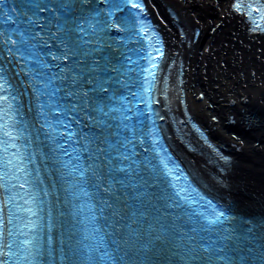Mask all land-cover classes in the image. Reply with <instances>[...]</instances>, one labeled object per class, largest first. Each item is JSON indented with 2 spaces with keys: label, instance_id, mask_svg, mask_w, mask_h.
Segmentation results:
<instances>
[{
  "label": "snow or ice",
  "instance_id": "6c2138e0",
  "mask_svg": "<svg viewBox=\"0 0 264 264\" xmlns=\"http://www.w3.org/2000/svg\"><path fill=\"white\" fill-rule=\"evenodd\" d=\"M255 2L264 18V4ZM17 3L0 0V25L13 26L0 28V264H37L42 256L51 264L57 250L62 264L228 260L222 254L243 237L224 227L230 218L212 200L178 185L187 178L160 148L157 129L141 126L145 113L132 103L151 113L163 57L157 34L140 19L142 0ZM113 31L129 33V40L112 37ZM136 36L148 50L133 60L128 53L136 50L127 44L138 43ZM140 59L147 64L137 72L132 65ZM137 80L140 90L133 91ZM33 113L30 124L24 117ZM72 123L90 130L77 132ZM69 143L76 145L71 151ZM137 145L151 155L138 160ZM38 158L53 165L49 177H58L63 197L55 180L42 187L40 168L30 167ZM50 196L55 203L42 199ZM198 203L200 210L185 213L187 228L178 224L182 216L171 210ZM198 233L217 238L201 243Z\"/></svg>",
  "mask_w": 264,
  "mask_h": 264
},
{
  "label": "bare ground",
  "instance_id": "6f19581e",
  "mask_svg": "<svg viewBox=\"0 0 264 264\" xmlns=\"http://www.w3.org/2000/svg\"><path fill=\"white\" fill-rule=\"evenodd\" d=\"M142 1L165 47L155 105L175 157L232 212L264 215V24L235 0Z\"/></svg>",
  "mask_w": 264,
  "mask_h": 264
},
{
  "label": "rangeland",
  "instance_id": "374dc122",
  "mask_svg": "<svg viewBox=\"0 0 264 264\" xmlns=\"http://www.w3.org/2000/svg\"><path fill=\"white\" fill-rule=\"evenodd\" d=\"M192 32H193V31H192ZM164 48H165V47H164ZM199 128H200V127H199ZM200 129H201V130L203 129V130L205 131V129H204V128H202V127H201ZM174 153H175V152H174Z\"/></svg>",
  "mask_w": 264,
  "mask_h": 264
}]
</instances>
